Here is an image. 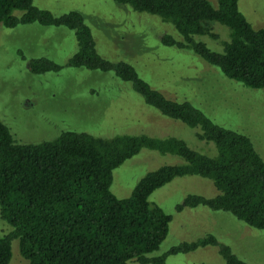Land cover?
I'll use <instances>...</instances> for the list:
<instances>
[{
  "label": "trees",
  "instance_id": "trees-1",
  "mask_svg": "<svg viewBox=\"0 0 264 264\" xmlns=\"http://www.w3.org/2000/svg\"><path fill=\"white\" fill-rule=\"evenodd\" d=\"M113 1L170 24L181 40L166 34L163 45L193 51L228 79L250 89H264V29L252 26L240 11L239 0H218L217 8L208 0ZM212 22L230 31V41L221 52L195 40L196 36L219 38L209 25ZM32 23L73 30L78 50L68 67L113 71L163 116L190 128L199 127L198 139L213 143L217 155L195 151L179 138L148 135L102 138L67 131L51 140L23 144L0 119V217L10 227L7 233L0 228V264H10L14 240L19 241L20 254L29 264H165L169 255L208 246L217 247L226 264H248L213 234L149 257L159 249L172 221L149 198L175 178L200 176L212 181L218 194L212 198L187 195L177 211L204 206L264 231V159L251 139L216 124L189 102L167 99L131 64L103 58L79 12L56 16L36 7L34 0H0V25L13 29ZM19 54L27 60L21 51ZM61 69L48 58L28 60L32 75ZM143 149L179 156L184 163L148 173L130 197L117 198L110 190L113 170Z\"/></svg>",
  "mask_w": 264,
  "mask_h": 264
},
{
  "label": "rangeland",
  "instance_id": "rangeland-1",
  "mask_svg": "<svg viewBox=\"0 0 264 264\" xmlns=\"http://www.w3.org/2000/svg\"><path fill=\"white\" fill-rule=\"evenodd\" d=\"M208 1L217 8L218 0ZM34 5L56 16L71 11L82 14L103 58L131 64L143 80L167 99L189 102L216 124L247 135L264 159V89H250L228 79L193 51L163 45L166 34L181 40L170 24L113 0H34ZM239 9L255 29H264V0H239ZM15 14L21 16L22 12ZM209 25L219 38L196 36L195 40L221 52L224 43L230 41V31L215 22ZM77 50L75 32L64 26L32 23L7 29L0 25V119L17 142L39 143L67 131L102 138L148 135L179 138L195 151L217 155L213 143L198 139L199 127L190 128L163 116L144 102L130 82L113 71L68 67ZM32 58H48L62 69L32 75L28 70V60ZM183 163L179 156L143 149L113 170L110 190L117 198H128L148 173ZM190 194L212 198L218 191L208 179L184 176L150 196L149 202L160 206L172 216V221L159 249L149 257L162 256L182 242L213 234L248 264H264V231L250 228L230 213L204 206L177 211ZM0 228L4 233L10 229L1 217ZM12 253L10 264H29L20 254L18 240L12 242ZM165 264L226 263L217 247L208 246L169 255Z\"/></svg>",
  "mask_w": 264,
  "mask_h": 264
}]
</instances>
